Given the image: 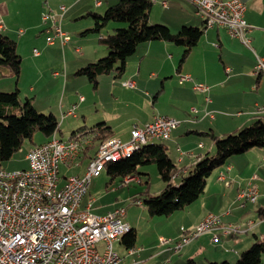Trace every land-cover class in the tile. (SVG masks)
I'll return each mask as SVG.
<instances>
[{"label":"crops","instance_id":"crops-1","mask_svg":"<svg viewBox=\"0 0 264 264\" xmlns=\"http://www.w3.org/2000/svg\"><path fill=\"white\" fill-rule=\"evenodd\" d=\"M166 1L168 7L165 9H168L169 1ZM245 6L244 19L250 26L246 32V36L249 39L248 44L244 43L240 38L233 37L224 27H213L205 30L204 35L213 34L211 44L215 48L220 49L218 60L220 62L215 60L213 53H209L211 48L207 44L201 52L198 65L196 67H192V65L185 66L187 61L193 56L194 49L199 45L204 35L198 45L193 48L188 58L183 63L180 60L178 64L174 56L169 54V51L173 50L169 45L171 43L151 41L138 46L136 53L128 58L125 73L120 79L123 85L126 82L134 83L135 87L124 85L127 88H137L140 85L142 89H149L150 94L146 92V96L156 93L152 103L155 111L142 110V113L137 112L135 113L136 115L131 117L115 116L111 120L108 116L99 117L97 115L98 120L88 123L85 112L89 107L84 104L86 98L77 92L80 91V87L77 86L71 89L68 95L65 94L60 101L59 114L61 121L53 113L59 121V131L57 132H63L61 126L63 122L65 123V118L72 116L73 122H69L71 133L63 140L71 138L73 132L81 127L89 129L100 123H105L111 127L113 137L125 140V137L121 136L128 134L126 139H129L134 126H142L152 121L156 115L175 118L181 123L172 132L171 138L164 140L170 141V146L165 142L163 143L168 146L169 155L170 147L172 146L173 151L177 152V163L172 161L179 167V172L175 174L173 182L176 185L180 184L182 178L188 175L201 158L208 153H213L215 150L213 142V144L209 143L207 149V143L202 140L197 143L199 138L195 137V135H205L211 139L206 133L212 132L216 136L224 137L227 134L250 126L258 119L264 121V110H257L264 106V73L260 75L254 74L258 58L264 59V0H245ZM49 11L54 12L52 9H49ZM54 13L56 14V12ZM66 13H64L61 23H63ZM194 13L198 16L195 9ZM10 14V4L0 0L2 32L8 29L6 20L11 16ZM189 16L191 17L192 15ZM210 31H213V33ZM99 38L91 40V38L81 37L74 41L73 47L75 46L74 49L79 56H70L71 52L67 50L70 48H67V51L63 50V63H65L66 67L64 83L66 86L69 84V73H75V75L80 76L81 74L78 71L81 68L108 54L107 47L98 42ZM72 41L71 37L70 42ZM57 43L61 45L59 41L54 45ZM66 46L61 45L62 49ZM35 57L40 58L39 60L42 61L47 59L45 54L43 56L35 55ZM70 64L74 65L71 70H69ZM228 68L231 70L230 72L227 71ZM174 71L177 74V81L173 79ZM2 73V78L6 77L11 80L13 75L8 70L7 72L2 71ZM38 74L37 82L39 83L42 79L41 71ZM181 75H189L191 80L182 82ZM157 80H161V87L158 92H154L156 88L150 89L149 84L151 82L155 84ZM195 84H203L209 89L205 92L198 91L194 88ZM115 86L113 85L111 89L114 90ZM31 91H35V87L34 89L31 87ZM162 93L164 96H168L169 101H162L161 104H158ZM81 97L84 99L81 100ZM170 103L173 104L171 107L169 106ZM73 105L76 106V110L80 107L78 110L79 114L75 110L74 115H67V111ZM193 108H196L198 112L193 113ZM80 114L83 115V118H80ZM210 115H213V117ZM129 122L131 123V128L126 131L127 128H124V126ZM57 137H59L58 134ZM89 157L90 155L87 154L81 158L77 165L72 167L61 166L62 179L68 177L65 173H62L63 168L74 169L73 175L84 174L85 167H87L85 165L88 163ZM83 166L85 169L82 168ZM137 174L141 175L139 172ZM221 175H224V179L220 178ZM251 183L258 188L259 196L255 203H248L242 207L237 199V194L240 189L247 187ZM86 195L81 202L82 208L90 203L91 212L96 215H105L111 212H105V209H98L97 211L100 214L94 212L95 200L86 199ZM140 199L142 204H144L143 198ZM256 203H259V209L257 215H254L252 214L253 207L251 205ZM247 210L250 211L249 214H247ZM208 213L221 215L223 223L237 225L242 232L227 236L222 233L221 229L214 228L195 237L179 251L173 250L169 245L161 244L160 239L162 237L178 241L185 233L194 230ZM125 217L126 214L124 221L131 225L138 237L136 228L139 223L134 226V221L126 220ZM160 218L164 219L157 221V230L155 231L154 228L150 229L149 227L145 235H141L139 240L136 239L135 246L132 247L133 251H129L124 246L122 239L113 243L114 250L120 256L118 264H197L195 258L199 255H204V264L224 261L233 263L235 259L239 260L241 254L249 249L257 239H264V148H255L244 154L230 157L224 166L213 171L208 178L204 193L195 203L175 212L171 216H162ZM217 235H219L220 239L215 243L212 239ZM116 244L119 245V249L115 248ZM100 246H103V243H100ZM158 258H163V260L157 262Z\"/></svg>","mask_w":264,"mask_h":264},{"label":"built area","instance_id":"built-area-1","mask_svg":"<svg viewBox=\"0 0 264 264\" xmlns=\"http://www.w3.org/2000/svg\"><path fill=\"white\" fill-rule=\"evenodd\" d=\"M149 1L168 7L166 0ZM187 1L193 5L206 28L224 27L233 37L249 43L246 32L250 26L244 19L245 0ZM101 3L97 1V5ZM61 10V15L53 11L43 15L49 45L59 41L65 46L71 41L60 24L67 9L62 6ZM2 29L3 25L0 23V31ZM34 53L39 54L36 50ZM227 71L231 70L228 68ZM262 73L264 59L258 58L254 74ZM180 78L182 82L191 80L189 75H181ZM124 85L135 87L132 82ZM194 88L202 92L209 89L203 84H195ZM75 110L76 106L73 105L67 115H74ZM257 110L263 111L264 106ZM192 112L196 113L198 110L193 108ZM180 123L175 118L156 115L152 121L134 126L128 140L118 138L117 144L112 146H104L98 142L97 130H83L67 140L54 133L49 140L29 150L26 168L7 170L0 167V264H118L120 256L114 250L113 243L117 241L119 229L127 224L124 221L125 209L96 215L91 212L90 203L81 207L92 178L100 176L97 174V165L105 157L124 151L133 143L151 137L170 139ZM90 147H101V155L95 157L88 172L62 179L61 166L77 165ZM220 178L224 179V175ZM140 180V175L130 174L120 182V186H128ZM258 196V188L251 183L239 190L237 199L243 207L248 203H255ZM134 202L142 204L141 200ZM205 227L221 229L227 236L242 232L237 225L223 223L221 215L208 213L194 230L185 233L178 241L162 237L161 244L179 251L189 243V236H198V230ZM219 239V235L213 237L214 242Z\"/></svg>","mask_w":264,"mask_h":264},{"label":"rangeland","instance_id":"rangeland-1","mask_svg":"<svg viewBox=\"0 0 264 264\" xmlns=\"http://www.w3.org/2000/svg\"><path fill=\"white\" fill-rule=\"evenodd\" d=\"M3 1L9 3L11 8V16L6 20L8 29L3 33L13 38L17 42V53L22 58V69L20 74L21 77H19L20 79L14 75L12 76L11 80L6 77L1 78L0 91L11 93L18 89L21 105H23L27 100H30L38 112L46 115L54 113L58 117L59 121H61L59 114L61 99L65 94L68 95L71 89L77 86L80 87V91L77 92L86 98L84 104L89 107V109L85 112L88 123L98 120V116H108V118L111 120L115 116H123L124 118L131 117L132 115H136L135 113L137 112L142 113V110H147L149 112H152V110L155 111L153 109L152 103L156 93H153L151 96H146V92H149L150 94L149 89H142L140 85V88H127L123 85L121 79L114 78V74L100 76L97 87L90 83L86 76H78L75 75V73H69L68 86H66L64 83V71L66 70V67L65 63H63V50H69L71 52L70 56L72 57L79 56L74 49L75 46L73 47L74 41L81 37H87V39L91 38L92 40L100 37L101 35L112 33L114 31L113 29L117 28L120 24L111 22L102 29L100 34L90 32L87 35H82L83 32L94 27V21L92 17L89 15L87 16L89 12L104 14L107 8L116 4L119 0ZM97 1H101L102 6L97 5ZM168 1V9H165L161 4H154L149 18L150 25H166L174 34L179 33L183 26L200 28L203 25L201 18L195 15L193 5L189 1ZM62 6L67 8V13L63 23L60 24L62 29L68 33L73 40L63 49L59 43H57L58 45L56 44L54 46H51L47 43L46 34L44 31L47 25L44 23V21H42V14L48 13L49 9H52L54 12H56V14L61 15L63 13L61 10ZM42 11L43 13H41ZM189 15H192L194 18L192 16L190 17ZM210 32L213 33V31ZM212 37L213 34L208 36L204 35L199 45L194 49L193 56L187 61L185 66L192 65V67H196L198 65V59L201 55V52L203 49H205L204 46L207 44L211 48L209 53H213V55H215V60H219L220 49L215 48L211 44ZM169 45L171 49H173L169 51V54L174 56V59L178 64L182 58L184 47L177 46L175 44ZM35 50L39 52L38 55L40 56H43L44 54L47 55V59L42 61L39 60L40 58H36V54L34 53ZM69 66V70L74 68V65L72 64ZM2 71L7 72V69H3ZM39 71H41L42 79L38 83L37 79L39 77ZM176 75L177 74L174 71L173 79L175 81H177ZM160 84L161 80H157V83L155 82V84L154 82H151L149 87L150 89L155 87L156 91L154 92H158L161 87ZM113 85H116L114 90L111 89ZM31 87H33V89L35 87V91H31ZM162 101H169L168 96H164L163 93L160 95L158 104H161ZM172 105V103L169 104L170 107ZM79 108L80 107H78L76 110L77 114H79ZM11 112L19 115L20 108L14 107ZM80 118H83L82 114H80ZM65 120V123L63 122L61 126V130L63 132H57L59 138L61 137L62 139H65L70 135L71 128L69 127V122H73V118L70 116L65 118ZM130 125L131 123L129 122L124 126V128H127L126 131L131 128ZM127 135L128 134L121 137H125V140H128V138L126 139ZM195 137L199 138L197 143L201 142V140L205 141L207 143V149L209 147V143L213 144L212 140L205 135H195ZM45 140H47V138L39 132L33 137V141L36 144H41ZM160 142H165L168 146H170V141H164L160 139H156L153 143ZM32 144L33 143L26 141L22 147V150L16 153L12 159L5 162L2 168L7 170L26 168L28 165L26 155L32 148ZM172 147H170V156L171 159L177 163V152L175 153ZM213 153H210V155ZM109 167L110 165H108L102 171L100 176L94 177L91 180V185L89 192L86 195V199L95 200L93 211L97 214H100L97 211L98 209H105V212H107L124 208L126 210L125 219L134 221V226H136V223H139L138 227H135L138 230V240L140 239L141 235L143 236L146 234L149 227L150 229L154 228L156 231V226L158 225L157 221L164 218H160L162 216H150L144 204L138 205L134 201L141 200L140 198H143L144 194L142 191H144L147 187L151 193L158 194L162 192L163 188L165 187V183L159 176L157 165L152 163L139 166L138 172L141 173L140 182H132L128 186H120V182H123L122 177H115L113 181H111L112 177L108 173ZM72 172H75V170L62 169V173H65V175L68 177L73 175ZM251 206L253 207L252 214L257 215L259 203ZM249 213L250 211L247 212V214ZM115 248L119 249V245L116 244ZM203 256L204 255H199L195 258L197 264H204ZM162 260L163 258H158L156 261L161 262ZM237 261L238 259H235L232 264H236ZM261 264H264V256L263 262Z\"/></svg>","mask_w":264,"mask_h":264},{"label":"trees","instance_id":"trees-1","mask_svg":"<svg viewBox=\"0 0 264 264\" xmlns=\"http://www.w3.org/2000/svg\"><path fill=\"white\" fill-rule=\"evenodd\" d=\"M158 4V3H156ZM154 4L149 0H119L116 4L107 8L104 14L91 13L94 27L83 32L100 34L109 23L120 24L112 33L100 36L98 42L108 49V54L97 61L87 64L78 73L86 76L89 82L98 85V78L103 75L114 74L120 79L125 73L126 63L129 57L134 55L140 44L151 41H165L184 47L181 63H183L194 47L203 37V27L183 26L182 30L174 34L170 28L161 24H149L150 13ZM7 69L17 78L22 69V58L17 53V42L0 31V79L2 70ZM14 107L20 108L19 115L12 113ZM97 130V140L102 142L113 137L110 126L105 123L97 124L89 128ZM88 130L81 127L73 132ZM59 131V121L54 114L38 112L30 100L23 105L20 103L19 90L8 93L0 91V167L22 150L26 141L36 144L33 137L36 133H42L47 139ZM214 143L215 151L201 158L188 175L182 178V182H173L179 167L173 163L169 155L168 146L163 143H150L131 157L110 165L108 173L111 180L115 177H124L137 174L138 167L147 164H156L159 176L165 183L162 192L151 193L147 187L142 193L143 203L151 216H171L187 206L195 203L204 193L208 178L217 168L224 166L228 159L235 155L244 154L255 148H264V121L258 119L250 126L244 127L224 137L206 133ZM71 136V138H72ZM137 234L135 230L122 237V243L127 249L135 246ZM264 256V239H257L249 249L244 251L236 264H261ZM208 264H232L228 261L209 262Z\"/></svg>","mask_w":264,"mask_h":264},{"label":"bare ground","instance_id":"bare-ground-1","mask_svg":"<svg viewBox=\"0 0 264 264\" xmlns=\"http://www.w3.org/2000/svg\"><path fill=\"white\" fill-rule=\"evenodd\" d=\"M77 133H80V131L77 132ZM117 139L118 138H116V137H112V138L106 139V140L101 142V145H104V146L116 145L117 144ZM156 139L164 140L163 137H151V139L144 140L142 142L133 143V144L129 145V147L126 148L124 151H119V152H117L115 154H112V156L105 157L104 159H102L99 162V165H97V174L101 175L102 171L108 165H113V164H115L117 162H120L122 160H125V159L131 157L134 153L140 151L145 145L153 143ZM87 154H89L90 157H89V161H87L88 163L86 162L87 164L86 163H85L86 165L84 164L85 166H87V167H85L86 168L85 173L88 172L89 166L94 164L95 157H98L99 155H101V147H90V148H88L86 150V153H85L84 156H86ZM87 159H88V157H87ZM82 168H84V166ZM127 176L128 175L124 176L123 180H125V178ZM211 229H214V227H205L204 229L198 230V236L203 234V233H205V232H207V231H209V230H211ZM132 230L133 229H132V227H131V225L129 223H127L126 225H122V227L119 229V231L117 233V241H121L122 237L124 235L130 233ZM198 236H189V242L192 239H194L195 237H198ZM129 251H133V249L130 248Z\"/></svg>","mask_w":264,"mask_h":264}]
</instances>
